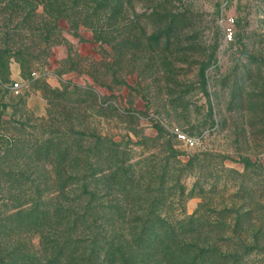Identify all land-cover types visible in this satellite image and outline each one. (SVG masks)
<instances>
[{
    "label": "rangeland",
    "instance_id": "obj_1",
    "mask_svg": "<svg viewBox=\"0 0 264 264\" xmlns=\"http://www.w3.org/2000/svg\"><path fill=\"white\" fill-rule=\"evenodd\" d=\"M125 9L117 29L101 19L99 38L62 20L49 45L32 35L28 0H0V212L39 205L41 190L46 200L53 188L36 179L57 180L50 167L17 169L30 153L6 154L12 141L87 147L101 136L121 143V175L132 185L112 188L110 206L125 208L130 222L144 214L185 225L188 237L201 231L243 263L264 264V0H127ZM41 240L23 231L4 244L39 250Z\"/></svg>",
    "mask_w": 264,
    "mask_h": 264
},
{
    "label": "trees",
    "instance_id": "obj_2",
    "mask_svg": "<svg viewBox=\"0 0 264 264\" xmlns=\"http://www.w3.org/2000/svg\"><path fill=\"white\" fill-rule=\"evenodd\" d=\"M125 1L28 0L29 27L33 36L49 45L57 42L52 37L59 33L62 20H67L74 29L84 25L99 38L103 17L114 29L120 26V21L118 26L113 22L124 16ZM82 3L84 8L78 10ZM21 61L22 67L29 63ZM50 103L52 108L58 107L57 102ZM67 141L53 137L42 143L14 140L7 145L6 154L30 153L26 159L22 156L17 159V169L50 167L57 180L50 184L51 180L44 175L36 179L38 186L48 184L53 188L46 200L41 190L39 205L30 208L21 202L12 205L11 209L16 211L6 217L0 212V264H245L239 251L224 252L218 242L201 239V231L198 237H188L185 225L176 229L161 222L154 224L148 221L151 215L144 220V214L137 218L140 222H130V213L127 211L126 215L125 208L110 206L112 188L126 189L128 184L132 185L131 180H124L127 175H121L126 167L118 152L121 143L99 136L86 150L81 141ZM41 154L54 159L46 163L38 159ZM165 176L157 174V185H164ZM58 192L56 198L51 196ZM130 193L129 189L126 195ZM3 204L10 211V206ZM23 231L40 236L39 250L21 241L4 244L5 237Z\"/></svg>",
    "mask_w": 264,
    "mask_h": 264
},
{
    "label": "built area",
    "instance_id": "obj_3",
    "mask_svg": "<svg viewBox=\"0 0 264 264\" xmlns=\"http://www.w3.org/2000/svg\"><path fill=\"white\" fill-rule=\"evenodd\" d=\"M233 21V20H231ZM233 34H234V30L233 27L231 25H228L225 31V36H226V40L231 41L233 39ZM20 88V84L18 82H15L13 85V89L16 90V92L19 91ZM176 134L178 139L183 142L185 145H187L188 147H195L197 145V139L189 136L188 134H186L185 132L176 129Z\"/></svg>",
    "mask_w": 264,
    "mask_h": 264
},
{
    "label": "crops",
    "instance_id": "obj_4",
    "mask_svg": "<svg viewBox=\"0 0 264 264\" xmlns=\"http://www.w3.org/2000/svg\"><path fill=\"white\" fill-rule=\"evenodd\" d=\"M19 65L18 64H12V75L14 77H18V75L20 74V70H19Z\"/></svg>",
    "mask_w": 264,
    "mask_h": 264
}]
</instances>
